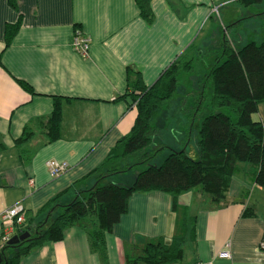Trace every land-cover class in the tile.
Returning <instances> with one entry per match:
<instances>
[{"label":"crops","instance_id":"0c3cea01","mask_svg":"<svg viewBox=\"0 0 264 264\" xmlns=\"http://www.w3.org/2000/svg\"><path fill=\"white\" fill-rule=\"evenodd\" d=\"M151 8L154 19L147 22L136 0H0V238L6 208L22 203L27 225L49 199L101 164L129 133L137 108L124 95L131 91L135 72L150 87L180 56L195 57L210 43L218 49L223 35L240 47L264 26V3L243 8L235 0H151ZM9 28L15 31L7 43ZM77 30L90 39L86 57L73 48ZM192 80L184 88L187 97L196 89ZM55 97L62 98L61 134L49 141L38 122L52 112ZM252 119L264 124V102ZM162 122L163 117L160 127ZM27 125L35 133L17 146ZM50 159L66 161L69 168L52 177L46 164ZM179 208L192 221L193 232L186 233L176 264H264V188L249 164H239L218 205L195 187L179 196ZM177 218L168 193H133L127 212L106 235L109 264H125L130 247L144 239H172ZM223 250L231 257H218ZM20 264L104 262L91 249L87 232L73 226L62 240L33 250Z\"/></svg>","mask_w":264,"mask_h":264},{"label":"trees","instance_id":"16d2710c","mask_svg":"<svg viewBox=\"0 0 264 264\" xmlns=\"http://www.w3.org/2000/svg\"><path fill=\"white\" fill-rule=\"evenodd\" d=\"M235 1L243 8L264 3V0ZM136 2L141 16L152 22L151 0ZM14 31L13 28L7 30V43ZM215 52L213 61L207 64L206 72L196 82L192 96L187 97L188 93L182 96L185 101L180 109L192 116L183 134L179 128L181 138L174 137L176 146L161 141L158 122L165 110L170 109L181 74L192 71L194 61L210 55L199 52L192 58L180 56L150 87L145 86L141 74L135 72L131 91L124 95L130 96L137 108L129 133L117 141L101 164L49 199L36 218L27 220L24 231L18 234L28 232L26 238L16 243H1L0 239V264H20L33 250L62 240L67 229L73 226L87 232L91 249L100 254L104 264H109L106 235L127 212L133 193L152 190L171 196V207L178 213L175 235L170 240L149 238L133 244L125 254V264H176L183 255L186 233L193 232L192 221L188 222L179 208L182 193L200 187L211 194L213 203L218 205L225 198L240 163L250 165L255 182L264 188V124L252 119V114L264 102V37L259 42L252 37L236 47L223 35ZM209 82L212 84V111L194 132V115L204 108L203 93ZM22 84L31 90L27 84ZM191 99L194 103L189 101ZM61 101L62 98L55 97L52 112L38 122L39 131L47 135L49 141L58 139L61 134ZM34 133L27 125L16 139V145L28 143ZM193 140L198 150L195 156L188 151ZM164 153L167 155L162 158ZM139 166L143 169L135 173L132 183L114 181L115 176L134 172Z\"/></svg>","mask_w":264,"mask_h":264},{"label":"rangeland","instance_id":"374dc122","mask_svg":"<svg viewBox=\"0 0 264 264\" xmlns=\"http://www.w3.org/2000/svg\"><path fill=\"white\" fill-rule=\"evenodd\" d=\"M263 27V28H262ZM264 26H261L259 28L258 31H255L252 33L253 39L256 41H262L264 34ZM229 38V37H228ZM210 49H206L203 51L204 54L214 56L215 55V49L216 47L213 46L210 43ZM209 50V51H207ZM209 57H205V59L196 61L194 64V70L192 71L193 75H188V77H185V75H182L180 77V86L179 89L177 90V92L174 94V97L172 99V103L170 105V109H166L165 115L163 116V122L161 124L160 127V138L161 141L163 142H169L171 143L172 141H176L174 137L171 138V133L172 132H176L178 134H176V137L178 139L181 138V135L179 134L180 130H181V134L184 133L183 129L185 128V124L187 125V123L189 122V119L191 118V116L188 113H185L184 111H182L181 105L182 103L185 101L182 96L185 94L184 93V88L187 86V83H189V81H193L192 79H195V83H198V80L201 79V77L203 76V74L206 72V66L207 64L211 61L209 59ZM190 76V77H189ZM198 85V84H197ZM196 85V86H197ZM185 96V95H184ZM211 96H212V84L209 82L206 85L205 91L203 93V105L204 108L201 109V111H199L198 115H194L196 117V122H195V127H194V132H196L198 130V127L200 126L201 121L204 119V117L206 115H208L209 113H211L212 109L210 107V101H211ZM190 102L194 101L191 99L189 100ZM180 128V130H179ZM197 148L195 141L193 140L188 148L189 153H191L193 156H195V149ZM167 155V153H164L161 155L162 158H164ZM143 169L142 166H139L137 168L136 171L134 172H129L126 176L123 177V179H119L120 181L124 182L125 184L128 183L127 180H129V178L131 179L129 183H132V178L134 177L136 172H139ZM119 181V183H120ZM128 183V184H129ZM182 218V217H181Z\"/></svg>","mask_w":264,"mask_h":264},{"label":"built area","instance_id":"2783aa9c","mask_svg":"<svg viewBox=\"0 0 264 264\" xmlns=\"http://www.w3.org/2000/svg\"><path fill=\"white\" fill-rule=\"evenodd\" d=\"M90 39L80 30H77L72 41L73 48L82 56L86 57L89 53ZM52 177H57L64 173L69 164L66 161H59L50 159L46 162ZM33 185V180H30ZM26 209L25 206L18 202L6 208L1 214V220L4 225L3 234L1 236V243L9 241L13 236L22 233L26 226ZM264 246V241L262 242ZM220 258H230L231 254L228 250H223L218 253ZM194 264H213V261L197 260Z\"/></svg>","mask_w":264,"mask_h":264},{"label":"water","instance_id":"95a60500","mask_svg":"<svg viewBox=\"0 0 264 264\" xmlns=\"http://www.w3.org/2000/svg\"><path fill=\"white\" fill-rule=\"evenodd\" d=\"M28 235H29L28 232H25V233H23V234H21V235H15V236H13V237L9 240V242H10V243H16V242H18L19 240L26 238ZM0 261H1V257H0Z\"/></svg>","mask_w":264,"mask_h":264}]
</instances>
